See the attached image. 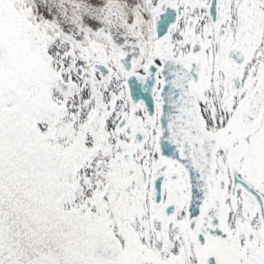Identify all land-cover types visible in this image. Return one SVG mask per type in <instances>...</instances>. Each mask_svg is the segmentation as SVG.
<instances>
[{"label":"snow or ice","instance_id":"1","mask_svg":"<svg viewBox=\"0 0 264 264\" xmlns=\"http://www.w3.org/2000/svg\"><path fill=\"white\" fill-rule=\"evenodd\" d=\"M0 264H264V0H0Z\"/></svg>","mask_w":264,"mask_h":264}]
</instances>
